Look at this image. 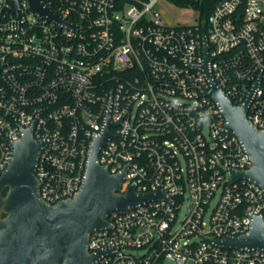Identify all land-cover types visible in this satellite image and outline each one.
<instances>
[{
    "label": "built area",
    "instance_id": "built-area-1",
    "mask_svg": "<svg viewBox=\"0 0 264 264\" xmlns=\"http://www.w3.org/2000/svg\"><path fill=\"white\" fill-rule=\"evenodd\" d=\"M19 1L13 13V0H0V174L33 127L49 143L36 170L41 199H73L110 119L116 138L98 162L126 172L122 193L161 188L165 199L111 213L112 228L90 236L91 253L111 251L94 264H264V251L214 242L249 233L264 217V189L233 182L231 171L253 162L225 136L203 68L207 56L214 81L234 105L249 101L247 118L264 131V0H222L195 25L168 24L166 0H45L75 28Z\"/></svg>",
    "mask_w": 264,
    "mask_h": 264
},
{
    "label": "water",
    "instance_id": "water-1",
    "mask_svg": "<svg viewBox=\"0 0 264 264\" xmlns=\"http://www.w3.org/2000/svg\"><path fill=\"white\" fill-rule=\"evenodd\" d=\"M19 2L13 0V13L19 9ZM28 2L32 13L60 26L75 28L48 7L45 0ZM205 61L203 68L211 83L209 96L222 108L227 120L225 136H237L253 162L248 171L232 170L233 182L247 179L264 189V131L247 118L249 101L234 105L214 81L207 56ZM112 126L109 119L104 134L93 142L80 192L55 205L41 199V182L36 177L41 151L49 143L37 141L32 127L12 144L13 158L0 175V264H94L111 251L91 253L90 236L97 230L112 228L107 221L111 213H125L138 205L165 199L161 188L157 193L143 194L133 185L122 193L126 172L111 174L98 162L105 141L116 138L109 134ZM214 242L227 249L264 251V217L254 218L249 233Z\"/></svg>",
    "mask_w": 264,
    "mask_h": 264
},
{
    "label": "rangeland",
    "instance_id": "rangeland-1",
    "mask_svg": "<svg viewBox=\"0 0 264 264\" xmlns=\"http://www.w3.org/2000/svg\"><path fill=\"white\" fill-rule=\"evenodd\" d=\"M163 17L168 24L172 25H195L202 21V13L200 9H198L194 5H190L188 7H178L172 2L166 0L162 4ZM186 206V205H185ZM185 208H183L181 217L184 215ZM136 254H140L139 251L135 252ZM164 264H175L172 261H167Z\"/></svg>",
    "mask_w": 264,
    "mask_h": 264
},
{
    "label": "trees",
    "instance_id": "trees-1",
    "mask_svg": "<svg viewBox=\"0 0 264 264\" xmlns=\"http://www.w3.org/2000/svg\"><path fill=\"white\" fill-rule=\"evenodd\" d=\"M178 7L196 6L202 13V20L209 16L215 6L222 0H168ZM1 175V174H0Z\"/></svg>",
    "mask_w": 264,
    "mask_h": 264
}]
</instances>
